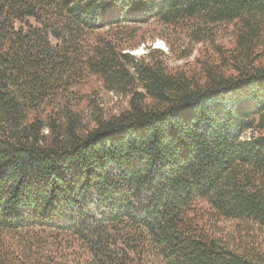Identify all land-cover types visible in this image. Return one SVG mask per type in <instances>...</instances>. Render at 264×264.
I'll return each mask as SVG.
<instances>
[{
	"label": "trees",
	"instance_id": "trees-1",
	"mask_svg": "<svg viewBox=\"0 0 264 264\" xmlns=\"http://www.w3.org/2000/svg\"><path fill=\"white\" fill-rule=\"evenodd\" d=\"M224 23L197 73L131 53ZM262 232L264 0H0V264H264Z\"/></svg>",
	"mask_w": 264,
	"mask_h": 264
},
{
	"label": "rangeland",
	"instance_id": "rangeland-1",
	"mask_svg": "<svg viewBox=\"0 0 264 264\" xmlns=\"http://www.w3.org/2000/svg\"><path fill=\"white\" fill-rule=\"evenodd\" d=\"M148 29L153 30L155 34L158 33V28L155 26ZM235 32V23H224L216 26V32L209 39L200 42L178 34L169 37L171 46L164 39L155 38L149 43H142L138 48L132 50L131 53L138 57L142 56L149 51L148 46L152 45V48L161 49L166 53L172 68L187 71L189 74L192 72L197 73L202 70L205 60H218L220 57L219 51L233 48L236 38ZM96 86H99V84ZM90 89L86 87L85 92L91 94L93 91H90ZM94 94H96L100 111L106 116L119 113L122 109L128 107V98L125 96L107 92L101 87H96ZM88 118L90 119L91 117L89 116ZM229 227L230 229L232 228V226ZM259 242L264 250V232L259 235Z\"/></svg>",
	"mask_w": 264,
	"mask_h": 264
}]
</instances>
